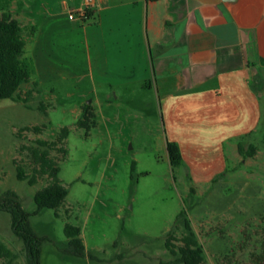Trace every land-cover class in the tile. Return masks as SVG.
Instances as JSON below:
<instances>
[{"label": "crops", "instance_id": "0c3cea01", "mask_svg": "<svg viewBox=\"0 0 264 264\" xmlns=\"http://www.w3.org/2000/svg\"><path fill=\"white\" fill-rule=\"evenodd\" d=\"M31 3L0 9L24 29L25 93L36 86L49 101L46 83L72 80L93 96L80 118L85 105L97 119L96 106H115L132 132L157 118L166 152L169 142L181 152L170 166L192 188L237 169L263 119L264 0H93L87 19L85 0Z\"/></svg>", "mask_w": 264, "mask_h": 264}, {"label": "rangeland", "instance_id": "374dc122", "mask_svg": "<svg viewBox=\"0 0 264 264\" xmlns=\"http://www.w3.org/2000/svg\"><path fill=\"white\" fill-rule=\"evenodd\" d=\"M14 1L0 0V9H9ZM34 2L39 0H32L36 9ZM83 87L72 80L49 82L44 92L49 101L38 95L27 105L17 99L0 101V196L15 192L29 213L37 210L34 197L50 179L39 177L32 186L17 178L18 165L32 174L27 151L21 148L38 139L52 142L62 128L70 129L67 156L51 154L59 161V177L69 195L59 217L51 209L31 217L34 231L51 239L42 246L41 264H176L165 243L170 232L176 239L186 233L183 224H176L181 212L191 222L208 264H264L259 257L264 252V100L263 119L251 139L256 156L243 158L228 172L230 177L192 188L182 171L170 166L157 118L154 127L143 121L138 130L126 131L115 106H96L98 126L86 137L77 126L76 110L93 96L84 100ZM22 88L25 94L29 85ZM42 102L47 114L39 110ZM43 125L41 133L25 130ZM229 161L233 163L232 155ZM67 223L82 229L86 258L64 255L57 248L67 240ZM0 244L19 256L14 264H26L23 242L13 234L11 216L5 212H0ZM0 264L8 263L0 257Z\"/></svg>", "mask_w": 264, "mask_h": 264}, {"label": "trees", "instance_id": "16d2710c", "mask_svg": "<svg viewBox=\"0 0 264 264\" xmlns=\"http://www.w3.org/2000/svg\"><path fill=\"white\" fill-rule=\"evenodd\" d=\"M23 32L24 29L20 22L11 13L3 12L0 14V101L17 99L27 105L33 93L38 89L35 86L33 90L25 94L21 93L22 87L29 83L32 77L30 67L22 59L26 47ZM39 110L47 114L48 109L44 102L40 105ZM77 126L85 130L86 137L89 136L92 129L98 126L97 114L92 105L83 106L82 115L77 122ZM45 127V125L35 126L25 130L41 133ZM69 135L70 129L64 127L52 142L38 139L32 146L21 148L22 151H27L32 174L28 175L26 168L18 165L17 178L20 181H27L32 186L37 184L39 177L46 176L50 179L49 185L39 190L34 197L37 205L35 212H27L15 192L9 191L0 196V212L8 213L11 216V230L23 242L26 264H41L42 246L46 242H51L50 238L40 236L34 231L31 225V217L44 209L55 211L56 216L59 217V211L69 195L68 188L64 186L59 177L61 173L59 161L51 155L53 151H58L63 155L62 159L67 156L65 144ZM239 151L245 159L253 158L257 154V148L254 145L248 148L240 145ZM167 153L171 166L173 168L178 167L181 164L182 156L177 144L169 142ZM135 168L136 164L133 163L132 179H134ZM176 224H183L186 233L182 238L176 239L173 232H170L166 239V249L172 256L176 257L174 262L176 264H208L204 248L184 212L178 214ZM64 233L67 240L63 244L57 245L59 251L67 256L80 259L86 258L87 250L82 239V229L67 223ZM176 240L178 244L173 243ZM0 257L6 260L8 264L16 263L19 258L14 251L4 244H0ZM259 257L261 261H264V252ZM219 264L235 263L222 262Z\"/></svg>", "mask_w": 264, "mask_h": 264}, {"label": "built area", "instance_id": "2783aa9c", "mask_svg": "<svg viewBox=\"0 0 264 264\" xmlns=\"http://www.w3.org/2000/svg\"><path fill=\"white\" fill-rule=\"evenodd\" d=\"M93 5V0H85V7L83 10L80 11V15L82 18L87 19L88 18V12ZM71 20L74 19V14H71L69 17Z\"/></svg>", "mask_w": 264, "mask_h": 264}, {"label": "water", "instance_id": "95a60500", "mask_svg": "<svg viewBox=\"0 0 264 264\" xmlns=\"http://www.w3.org/2000/svg\"><path fill=\"white\" fill-rule=\"evenodd\" d=\"M224 1H230V2H235L237 0H224ZM91 102L89 101L88 104H90Z\"/></svg>", "mask_w": 264, "mask_h": 264}]
</instances>
